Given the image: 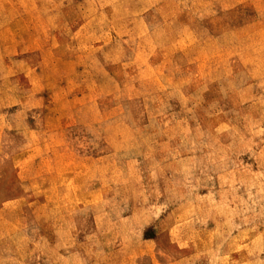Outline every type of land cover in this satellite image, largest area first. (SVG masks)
I'll return each mask as SVG.
<instances>
[{
  "label": "rangeland",
  "instance_id": "rangeland-1",
  "mask_svg": "<svg viewBox=\"0 0 264 264\" xmlns=\"http://www.w3.org/2000/svg\"><path fill=\"white\" fill-rule=\"evenodd\" d=\"M0 264H264V0H0Z\"/></svg>",
  "mask_w": 264,
  "mask_h": 264
}]
</instances>
